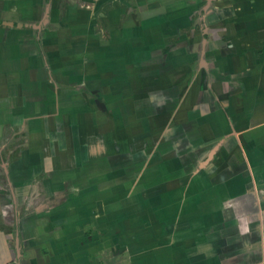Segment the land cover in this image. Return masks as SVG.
Returning a JSON list of instances; mask_svg holds the SVG:
<instances>
[{
	"label": "crops",
	"instance_id": "obj_1",
	"mask_svg": "<svg viewBox=\"0 0 264 264\" xmlns=\"http://www.w3.org/2000/svg\"><path fill=\"white\" fill-rule=\"evenodd\" d=\"M164 18L173 27L181 19L180 32L192 39L201 35L199 43L187 45L178 36L176 54L155 61L167 62L157 72L162 83L156 105L149 95L119 104L124 115L152 118L144 129L155 133L157 154H138L132 161H140L139 167L131 166L139 180H147L144 188H156L155 195H144L143 188L132 195L140 201V220L145 215L150 222L152 203L161 226L156 264H264V0H0V143L14 127L27 132L32 146L13 159L3 157L0 144V172L10 192L9 199L0 190V264L20 260L35 242L16 216V186L29 184L41 170L49 172L43 187L50 195L72 174L81 183L79 172L64 163L84 160L85 143L70 154L58 135L60 121L50 116L54 105L57 118L70 115L65 109L74 103L67 93H76L78 111L84 106L79 85L89 73L81 47L89 45L86 54H92L98 31L106 30L109 46H99L93 75L98 70L100 82L111 79L118 71L112 57L121 61L125 54L131 59L122 63L129 82L134 57L124 51L149 46L154 33L147 31L153 29L148 22L163 35L169 23ZM90 34L97 39L88 42ZM107 87L105 93H116ZM124 87L122 93H131ZM161 115L169 124L160 122ZM5 209L15 216L11 221ZM127 219L132 217L124 220L126 230Z\"/></svg>",
	"mask_w": 264,
	"mask_h": 264
},
{
	"label": "rangeland",
	"instance_id": "obj_2",
	"mask_svg": "<svg viewBox=\"0 0 264 264\" xmlns=\"http://www.w3.org/2000/svg\"><path fill=\"white\" fill-rule=\"evenodd\" d=\"M151 19L153 18H147V20ZM163 20L169 22L168 26L163 28L165 35L164 33L163 35L155 33L159 32L158 26H152V23L149 24L148 22L147 25L153 29L148 28L147 31L154 33L149 35V46L144 44L139 51L130 47L124 51L127 55H129L128 52H131L132 56L129 55V57L135 59H133L130 68L129 82H124L123 71L125 67L122 63H129L131 59L126 60L125 54L121 61H119L118 55H114L117 58L112 57L118 71L111 79L110 75H107V79L100 82L103 76L98 75L100 73L98 70L96 71L97 75H93V71L96 70L93 63L98 56L99 46L101 45V48L109 46L106 30L98 31V49L91 50L95 52L96 56L93 55V52L86 54L89 45L81 47L84 50L83 57L81 59L80 52L77 56L81 60H86V69L89 73L85 77L84 83L79 85L80 91L83 92L81 94L85 96L83 100L80 99L84 106L78 111L76 93H67L66 96H70V100L72 99L74 103L65 109L66 112L64 111L70 115L61 117L60 114V118H57L55 113L58 110H56L55 105L50 114L52 121H60L58 123V135L62 138V142L66 146L68 145L70 154H73L74 150L82 151L83 142L85 143L84 160L82 158L76 163H64V165H68V168L79 172L81 183H78L75 174H72L65 179L66 182L61 186L58 185L55 195H50L45 193L43 187V182L50 179L49 172L45 170L38 172V176L33 177L34 179H31L29 184L28 180L22 184L17 183L14 191L16 201H18L16 216L27 228L26 234H30L29 238L35 242L26 251V256H22L20 260L12 258L6 264H27L29 260L34 264V262L37 263V259L35 260L37 255H41L38 260L42 264H156V261L158 262L157 256L162 253L163 243L160 242L161 240H157L155 236L161 231V226L160 228L156 226V218L152 213L153 205L149 203L148 207L150 222L145 221L146 216L144 214L145 219L141 221L139 214L141 211L137 209L140 208V201L132 198V195L140 194V188H143V194L146 196L151 193L155 195L156 188L153 186L144 188L147 180L142 178L139 180L134 175V169L139 167L140 161H132L138 154H157V150L154 148L155 133L150 130L147 134L144 129V126L146 127L148 123L152 122V118L140 121L135 118L137 114L135 115L133 112L124 115L119 104L125 103V100L135 104L143 100L141 99L142 95L145 99L149 95L150 101L148 98L147 100L156 105L158 103L157 93H159L162 83L156 78L159 76L157 72L158 70L161 71V66L162 68L165 67L167 62L161 64V62L155 61L167 54H176L177 44L175 41H177L178 36H180L181 41L185 39L184 42L187 45L190 42L193 43L194 40L195 44L199 43L201 35H193L192 39L190 35L183 33V31L180 32L182 30L181 25H183L181 19H177L179 23L175 27H173L170 18ZM85 36L87 35L85 34ZM90 36L91 34L88 35V42L97 39V34L96 39L94 36ZM163 37L165 42H163ZM155 40H160L163 47L160 45L153 46L151 42ZM198 46L196 45L197 48ZM181 49L187 48L182 47ZM101 53L104 54L102 49H100L99 57H102ZM105 55L109 56L108 52ZM105 60L108 58L106 57ZM114 61L112 60V62ZM114 79L116 85H114ZM94 80L96 82L95 87ZM125 83L127 90L131 93H122L125 90ZM107 86L116 93H105L108 91ZM58 96L60 97L61 93H58ZM151 113L154 116H160L156 110ZM168 116L170 117V114ZM162 117L161 115L159 118L160 122L169 124L170 119L166 116L162 121ZM12 128L9 130L8 139L4 138L0 144H5L3 157L17 159L21 152L24 153L27 148L31 149L32 146L27 143L28 134L26 131ZM78 133L81 134L79 137H77ZM122 145L123 151L120 148ZM17 149L21 150L18 154L15 153ZM131 162L134 163L133 167L136 165L134 169ZM55 167L60 168V165H55ZM1 174L0 172V190L10 199V192L7 194L9 185L6 183V177ZM92 186L98 187L92 191ZM116 186L118 188L113 189ZM89 188H91L90 191ZM83 191L88 193H82ZM9 206L11 205L7 207ZM131 207L132 211H130ZM141 210L145 212L146 205ZM4 213L5 218L9 221L15 217L10 209H5ZM61 214H64V217ZM35 217L38 219L35 220ZM131 217L133 220L127 219L126 230L124 220L126 221V218ZM40 221L41 224H39ZM34 223L38 225L35 226ZM11 249H14V243ZM43 257L47 259L45 260Z\"/></svg>",
	"mask_w": 264,
	"mask_h": 264
}]
</instances>
